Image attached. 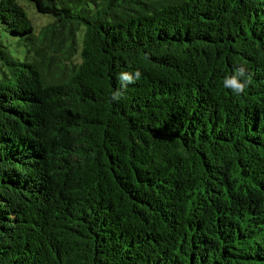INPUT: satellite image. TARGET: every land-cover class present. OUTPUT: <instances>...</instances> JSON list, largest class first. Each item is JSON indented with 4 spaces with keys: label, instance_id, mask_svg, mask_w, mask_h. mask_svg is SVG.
I'll return each mask as SVG.
<instances>
[{
    "label": "trees",
    "instance_id": "trees-1",
    "mask_svg": "<svg viewBox=\"0 0 264 264\" xmlns=\"http://www.w3.org/2000/svg\"><path fill=\"white\" fill-rule=\"evenodd\" d=\"M25 1L55 21L0 48V264H264V0Z\"/></svg>",
    "mask_w": 264,
    "mask_h": 264
},
{
    "label": "rangeland",
    "instance_id": "rangeland-1",
    "mask_svg": "<svg viewBox=\"0 0 264 264\" xmlns=\"http://www.w3.org/2000/svg\"><path fill=\"white\" fill-rule=\"evenodd\" d=\"M19 3L26 11L34 26V35L26 44V42L22 41L20 38L13 37L0 23V48L4 47L6 51L20 61H25L28 54L31 59L36 58L38 60H45L49 56V53L48 50L40 44L39 35L43 28L53 23L55 19L53 17L40 14L33 4L25 0H19ZM81 39L82 34L78 38L79 48H81ZM80 63L81 58L77 55L73 59L74 68H76Z\"/></svg>",
    "mask_w": 264,
    "mask_h": 264
},
{
    "label": "clouds",
    "instance_id": "clouds-1",
    "mask_svg": "<svg viewBox=\"0 0 264 264\" xmlns=\"http://www.w3.org/2000/svg\"><path fill=\"white\" fill-rule=\"evenodd\" d=\"M140 78V72H135V79ZM121 89L127 87L128 84L134 83V76L128 72H121L118 77ZM251 84V76L246 73L243 66L236 67L230 74L223 79V86L230 89L235 95H240L246 87ZM122 95L120 90L112 93V99L117 100Z\"/></svg>",
    "mask_w": 264,
    "mask_h": 264
}]
</instances>
